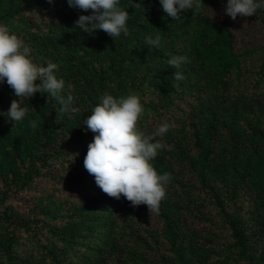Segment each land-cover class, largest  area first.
Wrapping results in <instances>:
<instances>
[{
    "label": "trees",
    "instance_id": "obj_1",
    "mask_svg": "<svg viewBox=\"0 0 264 264\" xmlns=\"http://www.w3.org/2000/svg\"><path fill=\"white\" fill-rule=\"evenodd\" d=\"M136 2L146 11L119 0L130 35L113 41L73 28L91 10L67 0H0V24L34 64L58 65L79 110L60 114L37 92L13 126L4 115L19 98L0 84V137L27 125L29 146L0 171V264H264V10L232 20L227 0H203L173 20L159 0ZM179 55L190 62L176 82L167 61ZM105 92L137 95V131L164 146L150 161L172 177L158 213L109 197L84 168L94 133L83 122Z\"/></svg>",
    "mask_w": 264,
    "mask_h": 264
},
{
    "label": "clouds",
    "instance_id": "obj_2",
    "mask_svg": "<svg viewBox=\"0 0 264 264\" xmlns=\"http://www.w3.org/2000/svg\"><path fill=\"white\" fill-rule=\"evenodd\" d=\"M52 3L53 0H48ZM164 12L173 20H180L181 13L201 8L203 0H159ZM69 7L81 10L73 28L93 34L96 30L107 33L113 41L123 34L130 35L127 26L129 12L119 7V0H67ZM128 6L135 10L145 7L142 2L130 0ZM258 10H264V0H227L225 14L232 20L240 17H251ZM214 16L212 17V19ZM161 30L144 37L149 50L160 49L162 42ZM31 48L24 44L17 34L10 32L7 25L0 24V84L7 85L16 97L10 103L6 119L15 123L22 122L29 108L24 100L32 98L37 92L53 98L60 114L73 115L78 108L73 106V96L62 94L65 81L55 74L56 63L49 62L46 66H38L29 58ZM187 55L172 56L167 64L174 68L171 78L179 82L185 79L181 71L182 65L189 63ZM39 79L41 83H35ZM70 87V86H69ZM143 112L140 98L131 94L127 97L115 98L105 92L100 97L90 115L83 122L87 130L94 133L93 140L88 144L84 157L85 170L95 178L96 185L109 197L120 199L123 196L131 206H147L149 214L159 212L160 203L166 198V186L171 181L170 173L158 174L150 162L164 146L156 141L155 136L145 137L137 131V122ZM12 126V127H13ZM34 130L35 120L29 121ZM168 124L157 129L158 134L169 130Z\"/></svg>",
    "mask_w": 264,
    "mask_h": 264
},
{
    "label": "rangeland",
    "instance_id": "obj_3",
    "mask_svg": "<svg viewBox=\"0 0 264 264\" xmlns=\"http://www.w3.org/2000/svg\"><path fill=\"white\" fill-rule=\"evenodd\" d=\"M39 118L40 116H36ZM29 122V121H28ZM28 126H23L19 131H9L0 137V171L12 170L13 165L9 157L29 152V146L23 139V134ZM14 144V146H10Z\"/></svg>",
    "mask_w": 264,
    "mask_h": 264
}]
</instances>
